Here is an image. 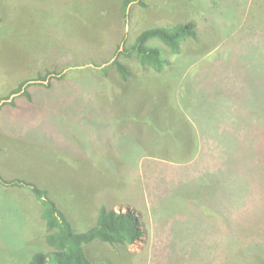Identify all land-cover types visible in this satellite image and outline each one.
Here are the masks:
<instances>
[{
    "label": "rangeland",
    "instance_id": "374dc122",
    "mask_svg": "<svg viewBox=\"0 0 264 264\" xmlns=\"http://www.w3.org/2000/svg\"><path fill=\"white\" fill-rule=\"evenodd\" d=\"M143 1L125 19L123 0H0V98L25 80L31 96L0 102V176L47 189L78 231L136 212L139 241L84 246L102 264H264V0ZM189 21L180 52L148 42L163 70L121 55L120 77L144 29ZM41 211L0 182V264L50 251Z\"/></svg>",
    "mask_w": 264,
    "mask_h": 264
},
{
    "label": "trees",
    "instance_id": "16d2710c",
    "mask_svg": "<svg viewBox=\"0 0 264 264\" xmlns=\"http://www.w3.org/2000/svg\"><path fill=\"white\" fill-rule=\"evenodd\" d=\"M132 1L133 0H123L122 2L121 11L122 16L125 19L128 17V9ZM137 2L141 5L144 4L143 0H137ZM196 34L195 23L192 21L176 23L173 25H157L149 27L144 29L136 37V40L131 47L120 50L121 53L118 51L113 63L120 77L123 79H126L130 74L128 68L118 60V57L121 55L131 57L135 54L141 65L150 66L157 71H161L170 63V61L163 55L162 48L149 46L148 42L152 39H160L171 52L178 53L181 50L183 41L188 37H196ZM263 59L264 56H259V61L254 60V63L262 62ZM101 71L103 74H106V69H102ZM26 83V80L19 83V85L15 87L7 97L0 98V102L4 99H9L11 97L10 95L20 93L30 99L31 96L28 90L24 88ZM256 104H258V108H261L264 111V106H259L258 100L256 101ZM147 120H149L152 125H158L157 123L159 120L156 116ZM261 120L264 122V114L262 115ZM258 122L262 123L261 121ZM232 140L237 143L236 138H232ZM183 142L187 143V155L191 154L194 151V142L189 140L188 136L185 137ZM224 147L222 154L226 155V164H230V162L232 163V161H234L233 150L235 147L226 144ZM244 148L245 147L238 148L239 155H242L241 158H243V156L246 157L245 154L247 152L245 154L242 153ZM186 157L189 156L182 158ZM239 161L240 160L236 158L235 162ZM228 170L231 172L230 167H228ZM221 171L223 172L221 173ZM215 173L220 176L223 175L224 170ZM210 179L213 181L212 177H210ZM0 182L7 186H19L29 189L40 202L42 207L41 218L45 221V240L50 251H38L34 253L27 264H102L89 257H85L83 251L85 245L91 244L95 240L102 238L104 241L112 245L127 246L139 241L144 235V228L141 219L137 213L131 209L119 212L102 207L98 223L85 231H78L74 228L64 209L58 201L53 199L47 189H44L36 183L24 178H14L10 180L0 176ZM214 182L217 183L221 181L215 180ZM223 182L225 181L223 180ZM206 199L207 201L210 200L208 198ZM232 240L235 239L232 238ZM230 242L229 239L228 243ZM241 249H243L242 246ZM254 260L255 262H262L260 256L258 259H253L252 262H254Z\"/></svg>",
    "mask_w": 264,
    "mask_h": 264
}]
</instances>
